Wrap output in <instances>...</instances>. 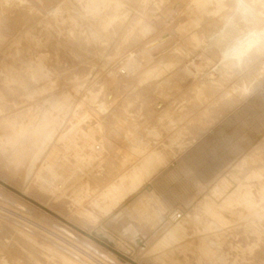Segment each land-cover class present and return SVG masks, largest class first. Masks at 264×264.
Here are the masks:
<instances>
[{
    "label": "rangeland",
    "instance_id": "rangeland-1",
    "mask_svg": "<svg viewBox=\"0 0 264 264\" xmlns=\"http://www.w3.org/2000/svg\"><path fill=\"white\" fill-rule=\"evenodd\" d=\"M165 1L168 2L166 5L168 8L172 6L170 4L174 3V0L170 3L169 0H143V5L136 8V5L130 3V0H104V2L102 0L99 2V6L95 4V0H66V3L61 5L62 8L56 6L57 8L55 7L54 10L52 7L49 10H43L42 13L40 11L31 13L28 18L27 16L22 17V21L20 19L16 21V28H12L11 37L0 38V95L2 97H0L2 101L0 106L3 108L0 113V198H3L9 205H26L24 208L29 213V217L32 215L30 221L41 229L48 230L47 224L59 227L61 230L65 229L80 243L87 242L86 244L96 246L106 254L119 260L123 259L128 264H163L156 261L155 258L164 256L168 251L176 252L177 259L181 261L180 264H201L198 263V258L195 255L189 254L191 261L187 258L189 260L187 262L184 256L178 252V249H183L186 243L192 241L197 243L198 237L187 239L180 244H171L164 249L163 241L157 240L158 230L153 229L154 225L162 226V222L149 201L154 205L164 204L166 216L168 215V217H164L166 220L170 218L171 212L177 210L184 218V213L190 212L195 206L197 207L211 191L213 184L216 183V176L214 177L213 174L217 170L226 166V170L222 172L225 174L227 171H233L235 168L233 165L240 164L241 169L238 168L235 172L241 171L239 174L242 182L240 189H235L231 196V221L218 233H209L206 236H211L221 243V249L216 259L218 264H264V222L261 223L264 221V217H260V214H264V174L260 170L264 166V76L260 82L253 81V78L250 79L246 88L243 89L245 95L239 93L242 89V86L239 85L240 82L247 80L251 70L260 66L264 70V41L258 38L254 40L246 48L240 63L237 60L227 61L224 57V49L238 37L248 34H255L256 37H259L261 33H264V0H209L213 3L209 9L211 10L215 6L211 10L214 13L211 16H206L208 19L211 18V22L206 17L203 18L205 21L200 20L199 14L192 10L193 18L200 20L199 29L205 41L203 40L201 46H190L185 49L187 56L185 61L183 60V64H185H182L181 69L183 79L177 80L178 82H174L173 85L172 82L168 84L166 79L173 74L169 73L163 75L164 77L156 82L142 79L137 81L136 79L143 75L141 73L144 70L147 72L153 62V55L143 44L139 45V38L136 36L138 29L145 23L155 24L159 17L151 11L161 13ZM134 5L135 7H133ZM113 6H117L121 10L118 11L120 13L118 17L112 12L111 7L114 8ZM141 7L145 9L142 10ZM148 9L149 11H147ZM250 10H252L251 13ZM9 11V7L0 4V19L3 20L7 15L8 17L12 16ZM122 11L132 16L131 24H123ZM146 11L151 15L148 14V16ZM230 12L232 15L235 14L234 17L230 15ZM242 14L246 18H243ZM102 15L106 18L102 19L104 18ZM235 16L239 17L234 20ZM148 17L150 18L148 19ZM252 17L256 19L253 20ZM257 22H260L259 25L263 24L261 29ZM204 27L209 30L207 31ZM255 27L259 28L256 30ZM70 29L74 33L71 34ZM135 29H137L136 32ZM132 35L136 39L132 38ZM130 40L131 42H129ZM132 41L135 43L132 44ZM129 45L130 47H128ZM212 45L216 48L221 47L217 50ZM181 46L180 42L179 47ZM209 48H214L218 52L217 58L208 54ZM219 56L220 58H218ZM114 76H116L117 82H120L119 84L128 85L121 94V96L126 94L127 98L123 96L120 97L121 99L119 98V100H124L123 102L126 100L125 103L128 102L127 105H130L128 110L131 112L125 114V116L128 115L126 118L120 116V120L115 109H110L105 113H108L106 115L108 119L105 118L104 121L98 119V113L106 109V100L103 94L98 96L91 106H81L82 108L90 107L88 110L83 109L86 113L83 111L82 115L85 116L79 117L76 112L70 114L78 101L77 99L82 97L81 100H83L91 85L98 86L99 82H105L107 88H111L116 83ZM135 84H137V88ZM197 85L201 87L198 93L196 92ZM163 89H166V95H169L166 100H169L171 105L174 104L172 108H174L175 115H182L180 117L182 119L176 125H171L169 121L160 123L159 120H155L158 119L157 114L152 112L151 116L150 113L143 114L145 109L141 111V115L140 113L138 115V111L132 113L139 103L140 106L144 103L152 106L154 98L159 95L158 93L165 91ZM129 90H133L131 96L129 94L132 91ZM138 90L140 92L143 90V93H139ZM228 95L234 97L229 99ZM23 101H25L24 104ZM133 102L136 104L134 103V105ZM35 105L40 107L38 113L41 112L37 124L42 126L43 123L49 122L54 127V131L44 133L41 137L44 139L42 143H39L40 139H38L30 150L29 157H23L22 161H25L20 163L17 155L13 156L9 151V147L1 148L4 146V141L11 137L15 142L18 141V136L5 132L4 122L11 115L35 108ZM51 106L60 108L55 111V116L52 119L48 113ZM98 106L100 107L98 108ZM131 106L136 108L133 109ZM75 116L76 118H73ZM116 117L117 120H115ZM113 120L114 122L119 120L120 126L116 125L117 129L120 127L127 129L131 134L133 133L132 139H137L140 142L151 140L154 147L160 146L163 151L169 150V154H171L170 166L152 179L147 191L125 205L113 217H101L100 219L99 224L134 249L129 253L118 251L119 249L109 246L108 242L101 241L95 236L91 226L87 225L89 224L87 217H83L86 221L83 218L80 220L83 215L85 216L81 213L84 205L81 200L87 195L86 187L88 184L94 186L93 188L99 186V177L97 176L101 171L107 169L106 164L113 156L114 149L129 146V140H123V136L116 137L110 133V123ZM105 121L108 124L105 123V125ZM157 126L162 128L159 129ZM155 127L158 131L160 130V137L156 136ZM103 134L111 140L110 145L101 143ZM115 140L119 141L117 147L113 144ZM81 142L85 145H82ZM15 162L17 163L15 164ZM19 164L23 165L17 166ZM41 185L46 187L47 193L46 190H41ZM93 201H95L94 198ZM131 203L132 206H130ZM141 204L146 208L147 215L151 217L152 227L141 228L137 226L139 224L136 220L127 217L131 211L135 214L134 208ZM85 210L93 211V208L91 205L89 207L87 205ZM94 211L98 213L96 210ZM114 220L116 221L114 222ZM32 234L34 233L32 232ZM41 236L34 234L30 238L25 237L11 232L1 222L0 264H47L50 261H57L59 264H74L54 249L47 251L45 247L40 246L38 241L43 238ZM167 241L170 242V240ZM73 247L78 248L77 245ZM250 247H253L254 250L252 254L241 251V249ZM32 253L34 254L32 255ZM42 254H44L43 258ZM203 263L209 264L207 260H203Z\"/></svg>",
    "mask_w": 264,
    "mask_h": 264
},
{
    "label": "bare ground",
    "instance_id": "bare-ground-1",
    "mask_svg": "<svg viewBox=\"0 0 264 264\" xmlns=\"http://www.w3.org/2000/svg\"><path fill=\"white\" fill-rule=\"evenodd\" d=\"M65 1L66 0H2V3H0V4H2V6L9 7L10 8L9 12L12 13V16L8 17V15H7V16H5V18L3 20L0 19V38L1 37H6L7 38L8 36L11 37L10 34L13 33V29L12 28H16V23H17L16 21L19 20V19L21 20L22 17H26L27 16V18H28V16L31 13L34 14V12H37V11H40L42 13L43 10H47V9L49 10V8H52V7H53V10H54L56 6L59 7V6L63 5L64 3H66ZM67 1H69V0H67ZM79 1H81V0H79ZM95 1H96L95 4H98V6L100 5L99 2H102V0H95ZM171 1L172 0H169V3ZM231 1H233V0H231ZM103 2H104V0H103ZM142 2H143V0H130V3L135 4L136 8H137V6L140 7ZM167 3L165 1V3L162 5V12L161 13L156 11L157 10L156 8L154 9L156 12L151 11V12H153L154 15H157L159 17L158 20H156L157 17L155 19L156 21L154 20L155 21L154 25L152 23L151 24H146L145 23L144 25L141 23L142 24L141 28L138 29V33H137L136 36L139 38V45L143 44V46L148 50V52H150L151 55H153V57H152V61L153 62H152L151 66H150V68H149V70L147 72H144L145 70L143 71L145 74L142 72L141 73V74H143L142 76L139 74V76H141V77L137 76V77H139V78L136 79L137 81H140L142 79V80H150V81H153V82L155 81L156 82L158 79L164 77L163 75H165V74L167 75L169 73H173V74L170 75L166 79V81L169 82L168 84H170V82H172V85H173L174 82H178L177 80L183 79V77H182L183 76V71L181 69H182V66L185 64V63L183 64V62L185 61L184 59L187 56V53H186L185 49L187 47H190V46H194V47L195 46H201V44L203 43L204 38L202 37V35L200 33V29H199L200 28V20H202L206 16H211L214 13L211 10L214 9V7H215L214 6L211 10L209 9V7H211L210 5L211 4L213 5V3L211 1H209V0H190V1H187V0H174V3L170 4L172 6L169 7V8L166 7ZM246 3L248 4L247 1H246ZM214 4H215V2H214ZM226 4H228V3H226ZM135 5L133 7H135ZM234 5H233V7H234ZM226 6H228V5H226ZM236 6H238V5H236ZM250 6H252V5H250ZM113 7L114 8L111 7L112 12L115 14L116 17H118L120 15V13H118V11H121V10H119V7H117V6L116 7L113 6ZM61 8H62V6H61ZM143 8L141 7L140 9L143 10ZM242 8L244 9V7H242ZM251 9H253V8L251 7ZM192 10H194L195 12H197L199 14L200 20L193 18L192 14H191ZM56 11H54V12H56ZM147 11H149V9ZM147 11H146V14H147ZM235 11H237V10H235ZM235 11H234V13H235ZM251 11L252 10H250V13H251ZM45 13H43V14L45 15ZM122 14L124 16V17L121 18L123 24L124 23L131 24V22L133 21L132 16L130 14H128L127 12L124 13L123 11H122ZM252 14H254V13H252ZM37 15L39 16V14H37ZM104 15H102V16L104 17ZM106 15H108V14H106ZM149 15H151V14H149ZM163 15L165 17H162ZM230 15H232V12H230ZM234 15H232V16L234 17ZM239 15H241V14H239ZM44 17H46V15ZM150 17L154 18L153 16H150ZM150 17H148V19ZM236 17H239V16H235L234 20L236 19ZM254 17H255V15H254ZM105 18L106 17H104L102 19H105ZM243 18H246V17H244V15H243ZM207 19H206L207 22H208V20H209V22H211V20H210L211 18L208 19V20ZM237 19L240 20V18H237ZM254 19H256V18H253V20ZM152 20H150V21H152ZM146 21H147V19H146ZM249 21H251V20H249ZM263 23H264V21H263ZM210 24H208V25H210ZM259 24H260V22L258 23V25ZM121 25H122V23L120 24V28H121ZM241 25L243 26V24H241ZM262 25H259L260 29H261ZM238 26H239V24H238ZM136 28H137V26H136ZM223 28H222V30H224ZM240 28H242V27H240ZM257 28H259V27H257ZM257 28H256V30H257ZM204 29H206V28L204 27ZM248 29H249V27H248ZM251 29H253V28H251ZM136 30L137 29H135V32H136ZM206 30L208 31L209 29L207 28ZM72 31L73 30L70 29L71 34L74 33ZM203 31H205V30H203ZM135 32H134V35L136 34ZM205 33H206V31H205ZM70 36H72V35H70ZM84 36L82 37V39L84 38ZM133 37L134 36L132 35V38ZM78 38H77V40L81 39V37H80V39H78ZM135 39H133V41H136ZM3 40H5V39H3ZM228 40H231V39H228ZM82 41L84 42V40H82ZM133 41H132V44L135 43V42L133 43ZM129 42H131V40ZM180 42L182 43L181 47H179ZM78 44H80V43H78ZM85 44H83V45H85ZM132 44H131V46H132ZM137 44H138V40H137ZM90 45H91V43H90ZM206 45L208 46V44H206ZM224 45H225V43H224ZM86 46H87V44H86ZM128 47H130V45ZM212 47H214V45H212ZM220 47L221 46H219V48ZM206 48H204V49H206ZM214 48H216V47H214ZM214 48L213 49L209 48L208 54L210 56L216 57L218 52H216ZM219 48H216V49L218 50ZM198 49L201 50L202 48H198ZM189 56H190V54H189ZM218 58H220V56ZM237 62L240 63L241 62V58L239 60H237ZM189 63H191V62H189ZM174 71L175 72L178 71V72L175 73ZM123 72H125V71H123ZM263 72H264V70L262 69L261 66L251 70V73L249 74V77H247V80H243L242 82H240L239 85H240V87L242 86V89L240 90L239 93L244 94V90L243 89L246 88L247 82L250 79L253 78V81L260 82L261 78L264 76ZM201 76H202V74H201ZM210 76L212 77L213 75H210ZM111 77H109V78H111ZM115 77L116 76H114V79H115ZM33 80H34V82H36L35 79H33ZM112 81H113V79H112ZM115 82L116 83H114L113 87H111V88H107L108 86H107V84L105 82H99L98 86H95V85L92 86L91 85L90 88H88L87 94L85 93V98H83V100H81L82 97H81V99H77L78 101L75 104V106L73 107L72 113H70V114H74V112H76V115L80 117L82 115L83 111H84L83 109L88 110L90 108V107L89 108L88 107L82 108L81 106H91L92 104L95 103V101L98 98V96L103 94V97L106 100L105 101L106 109H103V110H101L98 113V119L100 121H104L105 118H107L106 115L108 114V113L107 114H105V113L107 112V110H110V109H115L114 111H116L118 113L117 115L119 117L120 116L121 117L124 116L126 118V116H128V115L125 116V114H128V113L131 112L130 110H128L130 105H127L128 102L125 103L126 100H125V102H123L124 100H119V98L120 97L122 98L123 95L121 96V94H123V92L126 90L128 85H125V84H122V83L119 84L120 82L118 83L117 80ZM132 82H134V81H132ZM181 83H182V81H181ZM243 84H245V85L243 86ZM130 85L132 86V84H130ZM135 86L137 88V84H135ZM157 86H155V87H157ZM162 86H165V85H162ZM166 87H170V86H166ZM154 88H153V90H154ZM234 88H236V87H234ZM159 90H161V89L159 88ZM163 90H165V91L158 93L159 95L156 98H154L152 106H149L148 104H145V103H144L145 105L142 104L143 106L142 105L140 106L139 105L140 103L139 104L137 103L138 106H137V108L135 107L136 108L135 109L133 107H134V105L136 103L133 102V104L134 103L135 104L133 105V107L132 106L131 107L133 109H135V110H133L132 113H134V112L137 113V111H138V115H139V113L141 115L142 114L141 111L145 109L143 114L148 115L150 113L149 114L150 116L152 115L151 112L157 114V118L158 119H155V120H159L160 123L169 121V123L171 125H173V126L176 125V123L179 120L182 119V118L180 119V117L182 115L181 116L175 115L174 108H172L174 104L171 105V103H169V100L168 101L166 100L168 98L167 97L168 94L166 95V93H167L166 89H163ZM200 90H201V87L197 85L196 86V92L198 93ZM129 91L130 92L132 91L131 94H129L131 96L133 94V90H129ZM142 91L143 90H141V92H140L138 90L139 93H143ZM155 95H156V93L154 94V96ZM147 96H148V94H147ZM147 96H146V99H147ZM0 97H1V95H0ZM123 97L127 98L126 94ZM170 97H169V99H170ZM227 97L230 99V98H232L234 96L228 95ZM138 98H140V97H138ZM133 100H131V101H133ZM159 100H160V102H159ZM137 101H138V99H137ZM140 101H143V100H140ZM202 101H203V99H202ZM24 102L25 101H23L22 103L24 104ZM62 103H63V101H62ZM0 104H2L1 99H0ZM19 104H21V103H19ZM5 105H6V103H5ZM12 106H13V104H12ZM40 106L42 107L41 104H40ZM63 106H65V105L63 104ZM10 107H11V105H10ZM99 107L100 106H98V108ZM192 107L194 108L193 105H192ZM11 108L14 109V107H11ZM39 108H40L39 106L36 107V105H35V108L33 107L31 109H28V110L26 109L23 112H18V113L14 114V115H11L4 122V130H5V132L12 133V134L18 136V141L15 142L12 139V137H11L10 139H7V140L4 141V143H3L4 146L1 147V148H6L7 149V147H9L10 148L9 151L12 153L13 156L17 155L18 161L20 163H22V162L24 163L25 160L22 161L24 159L23 157H25V156L29 157V152L35 146L34 144H35V142H37L38 139H40L39 143H42V141L44 139H41V137L44 135V133H46V132L49 133L50 131H54V127H52V125L49 122L43 123L42 126H39L37 124L38 123V119L41 116V114H40L41 112L38 113ZM58 108L55 107V106H51V109L48 110V113L50 114L49 115L50 119H52L55 116V111L58 110ZM2 109L3 108L0 106V113L2 112ZM5 109H7V108H5ZM183 109H185V108H183ZM75 110H77V111H75ZM8 111H10V110H8ZM84 113H86V112L84 111ZM82 116H85V115H82ZM121 117L119 118L120 120H121ZM73 118H76V116L73 117ZM186 118H187V116H186ZM115 120H117V117H116ZM183 120H184V118H183ZM68 121H70V120H68ZM118 121L114 122V120H113V122L110 123L111 124V132L110 133L111 134L113 133V135H115L116 137H120V135L123 136V138L121 137L123 140L124 139L129 140V143H128L129 146L128 147H124V148L123 147H118V148L114 149L115 152L113 153V156H111V158L107 162V164L105 163L107 169L101 171V173H99V175L97 176V177H99V180H98L99 186L97 185L95 188H93L94 186L92 187V186H90V184H88V186L86 187L87 190L86 189L85 190H86L87 195L84 197L85 200L84 199L81 200V202L84 204L83 205V210H82L81 213L85 214V216L83 215L80 220H82L83 217H87V223H89L87 225L91 226V229H92L93 233L95 234V236H97L99 239H101V241L108 242L109 246H112V247H115V248L119 249L118 251H121V252H125L126 251V252L129 253V252H133L134 249L129 247L128 246L129 244L127 245L124 242H122L120 237H117L116 235L112 234L110 232V230L108 231V229L106 227H104L101 224H99L100 221H101L100 219H101V217H103V218L113 217L125 205L129 204L137 196L142 195V193L144 191H147V187H148L149 183L152 181V179L156 175H159L158 173L163 172L164 170L168 169V167L170 166L171 154H169L168 148H167L168 151H166V150L163 151L160 146L156 145L157 147H154V144H152L151 140H146V141H143V142L141 141L140 142L137 139H132L131 135L133 133L131 134L127 129L118 127V126H120V124H118ZM71 122H72V119H71ZM89 122H91V121H89ZM95 123H97V122H95ZM105 123H106V121L104 122V124ZM106 124H108V123H106ZM128 124H130V123H128ZM116 125H118L117 126L118 129L116 128ZM164 125H165V123H164ZM183 125H185V124L183 123ZM85 126L88 127V125H85ZM157 127H155V129ZM106 128H107V126H106ZM161 128H159V129H161ZM177 128L179 129V127H177ZM153 129H154V127H153ZM170 129H172V128H170ZM102 131H104V130H102ZM159 131L157 129L155 130V134L158 137H160V134H159L160 132ZM148 135H149V133H148ZM97 138H95V139L97 140ZM85 140H87V139H85ZM116 140H115V142H113L115 147L118 146V142H119V141L117 142ZM140 140H142V139L140 138ZM112 141H113V139H112ZM97 142H98V140H97ZM76 143H77V141H76ZM81 143H82V145H85L83 142H81ZM101 143L110 145L112 142H111L110 139H108V137L106 135L103 134V137L101 138ZM258 148H260V147H258ZM16 163L17 162H15V164ZM88 164H89V162H88ZM20 165H23V164H19L17 166H20ZM233 166H235V168H233V171L232 170L231 171H227L225 174H222V172H224L226 170V167L224 169L222 168L223 169L222 171L220 170L221 172H219L218 175H216V180H215L216 183H215V185L213 184V188L210 189L211 191L209 193H207L206 196L204 195L205 197L202 199V201L199 203V205L197 207L195 206V208L193 210H191L190 212L184 213V218H183V215H181V218L179 220L175 219V217H174V212L175 211H174V212H171L172 214H171L170 218H168L166 220V218H164L166 216V207L164 206V204L154 205V204L151 203V201H149V204L152 207L155 208V210L157 212V216L159 217V219H161V222H162V226L154 225L153 229L158 230L157 240L158 241H163L164 249L166 247H169L171 244H175V245L176 244H180L181 242L187 241V239L189 240V239H193L194 237H198V240H197L198 242L197 243H195L194 241L186 243L183 246V249H181V250L178 249V252L184 256V258L187 260V262H189V260L187 258H189L190 261H191V258L189 257V254H191V255H195L198 258V263L204 264L205 262L203 263V260H207L209 262V264H218L216 262V259H217V254L219 253V251L221 249V243L217 239H214L213 237L206 236V235H208L209 233H218L219 231H221V229L224 228V226L229 221H231V216H230V209H231V204H232V197L231 196L234 193L235 189H240V185H241V182H242L241 176L239 174V173H241V171L239 170L240 171L239 173L235 172L236 169L240 168L241 165L237 164V166L236 165H233ZM260 170L264 174V166L262 168H260ZM245 173H246V171H245ZM47 178H49V177H47ZM204 187L206 188V186H204ZM204 187H202V188H204ZM40 188H41L42 191L46 190V193L48 192L46 187H43L41 185ZM147 193L149 194V192H147ZM1 194L3 195V193H1ZM93 198L95 199V201L92 202ZM9 201H10V199H9ZM142 204L140 206L137 205L134 208L133 211L135 212V214L131 211V212L128 213L127 217L136 220L137 224H139L137 226H140L141 228L144 227V226H151L152 227L151 217L149 215H147L146 208L142 207ZM87 205H88V207L91 205L92 208H93V211H91L92 209L90 211L89 210H85ZM25 206H23L21 204L9 205V204H7V202H5L3 200V198H0V223L2 222L3 225L6 226L11 232H14V233H17V234H21V235H23L25 237H28V238H30L34 234H36V236L37 235H42L41 237H43V238L41 239V241L38 239L39 237L37 238L39 240L38 244L40 246L45 247V249L47 251L48 250L51 251V250L54 249L58 253L62 254L68 261H70V262H72L74 264H128V263H125V261L123 259L119 260V259L114 258L113 256H111L109 254H106L105 252L101 251V249L96 248V246L86 244L87 242L86 243H80L78 240H76L73 237V235L69 231H67L65 229L61 230L59 227H55V226H53L51 224H47V226H49L47 228L48 230H45L43 228L41 229V227L37 226V224L32 223L30 221V218H31L32 215H30V217H29V213H27L26 212L27 211L26 208H24ZM130 206H132V203L130 204ZM27 207H28V205H27ZM87 209H89V208H87ZM94 210H96L98 213H96ZM81 215L82 214H80L79 216H81ZM135 215H137L139 218L137 216H135ZM122 217H123V215H122ZM166 217H168V215ZM260 217H264V214H260ZM116 220H114V222ZM45 221H46V219H45ZM84 221H86V220L84 219ZM117 221H119V220H117ZM263 222L264 221H262L261 223H263ZM52 223H53V221H52ZM132 224H133V221H132ZM125 225H124V227H125ZM42 230H43V232H42ZM32 232L34 234H32ZM38 232L41 233V234H39ZM127 233H129V232H127ZM34 238H35V236H34ZM167 240H170V242H168ZM74 245L75 246L77 245L78 248L73 247ZM252 248L253 247L245 248L243 250L241 249V251L246 252L248 254H252V252L254 251ZM158 251H160V250H158ZM34 253L37 254V252H34ZM34 253H32V255ZM43 257H44V254H42V258ZM45 257H46V255H45ZM177 258H178V256L176 257V252L168 251V253H166L164 256H159V257L155 258V260L159 261V262H161L163 264H180L181 261H179ZM11 259H13V258H11ZM47 264H59V262L50 261V262H47Z\"/></svg>",
    "mask_w": 264,
    "mask_h": 264
},
{
    "label": "clouds",
    "instance_id": "clouds-1",
    "mask_svg": "<svg viewBox=\"0 0 264 264\" xmlns=\"http://www.w3.org/2000/svg\"><path fill=\"white\" fill-rule=\"evenodd\" d=\"M257 38L264 41V33H261L259 37H256L255 34L238 37L224 49L225 59L229 61L239 60L244 55L246 48Z\"/></svg>",
    "mask_w": 264,
    "mask_h": 264
},
{
    "label": "built area",
    "instance_id": "built-area-1",
    "mask_svg": "<svg viewBox=\"0 0 264 264\" xmlns=\"http://www.w3.org/2000/svg\"><path fill=\"white\" fill-rule=\"evenodd\" d=\"M181 213H179V210H177L175 213H174V217H175V219H180L181 218Z\"/></svg>",
    "mask_w": 264,
    "mask_h": 264
},
{
    "label": "crops",
    "instance_id": "crops-1",
    "mask_svg": "<svg viewBox=\"0 0 264 264\" xmlns=\"http://www.w3.org/2000/svg\"><path fill=\"white\" fill-rule=\"evenodd\" d=\"M226 167V166H225ZM225 167H222L223 169L225 168ZM222 168H220L219 170H217L213 175H214V177L216 176V175H218V173L219 172H221L223 169ZM221 170V171H220Z\"/></svg>",
    "mask_w": 264,
    "mask_h": 264
}]
</instances>
